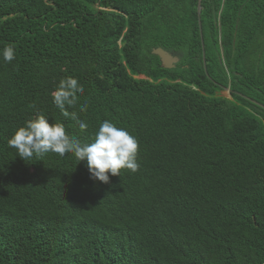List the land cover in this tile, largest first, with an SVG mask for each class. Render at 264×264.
<instances>
[{
  "label": "trees",
  "instance_id": "16d2710c",
  "mask_svg": "<svg viewBox=\"0 0 264 264\" xmlns=\"http://www.w3.org/2000/svg\"><path fill=\"white\" fill-rule=\"evenodd\" d=\"M6 44L0 264H264V0H0ZM68 76L86 131L53 103ZM37 112L82 143L126 129L138 170L23 160L8 140Z\"/></svg>",
  "mask_w": 264,
  "mask_h": 264
},
{
  "label": "clouds",
  "instance_id": "9594fccd",
  "mask_svg": "<svg viewBox=\"0 0 264 264\" xmlns=\"http://www.w3.org/2000/svg\"><path fill=\"white\" fill-rule=\"evenodd\" d=\"M0 57L5 62L11 63L16 58L14 45L6 44L0 48ZM83 91V86L78 80L68 76L59 80L56 89L52 92V98L63 117L76 121L80 130L86 131L88 123L81 120L76 111H68V108H75L78 105V94H82ZM88 107L85 101L79 105V112L87 113ZM8 146L16 149L17 155L23 160L50 152L60 157L72 153L79 162L86 161L91 179L105 184L109 183V174L120 176L121 169L136 172L139 168L138 140L126 129L118 127L110 120L100 122L92 142L82 143L67 133L63 123L50 122L43 113L37 112L34 118L18 127L9 138Z\"/></svg>",
  "mask_w": 264,
  "mask_h": 264
},
{
  "label": "water",
  "instance_id": "95a60500",
  "mask_svg": "<svg viewBox=\"0 0 264 264\" xmlns=\"http://www.w3.org/2000/svg\"><path fill=\"white\" fill-rule=\"evenodd\" d=\"M152 55H155L159 58L161 66L166 69H171L175 66L178 62V58L172 56L167 51L163 50L162 48H155L152 50Z\"/></svg>",
  "mask_w": 264,
  "mask_h": 264
},
{
  "label": "rangeland",
  "instance_id": "374dc122",
  "mask_svg": "<svg viewBox=\"0 0 264 264\" xmlns=\"http://www.w3.org/2000/svg\"><path fill=\"white\" fill-rule=\"evenodd\" d=\"M220 95L223 96V97L229 98V94H228L227 91L221 93Z\"/></svg>",
  "mask_w": 264,
  "mask_h": 264
}]
</instances>
